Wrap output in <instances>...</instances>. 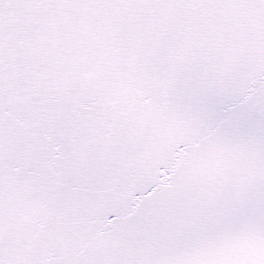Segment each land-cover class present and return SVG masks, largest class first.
<instances>
[{"label":"snow or ice","instance_id":"snow-or-ice-1","mask_svg":"<svg viewBox=\"0 0 264 264\" xmlns=\"http://www.w3.org/2000/svg\"><path fill=\"white\" fill-rule=\"evenodd\" d=\"M0 264H264V0H0Z\"/></svg>","mask_w":264,"mask_h":264}]
</instances>
